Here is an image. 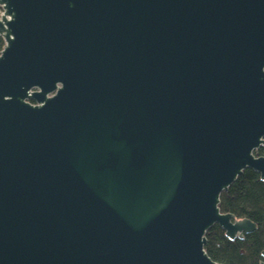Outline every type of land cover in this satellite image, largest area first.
Masks as SVG:
<instances>
[{
    "label": "water",
    "instance_id": "water-1",
    "mask_svg": "<svg viewBox=\"0 0 264 264\" xmlns=\"http://www.w3.org/2000/svg\"><path fill=\"white\" fill-rule=\"evenodd\" d=\"M0 37V264H219L209 229L255 231L219 203L264 181V0H0Z\"/></svg>",
    "mask_w": 264,
    "mask_h": 264
},
{
    "label": "trees",
    "instance_id": "trees-1",
    "mask_svg": "<svg viewBox=\"0 0 264 264\" xmlns=\"http://www.w3.org/2000/svg\"><path fill=\"white\" fill-rule=\"evenodd\" d=\"M0 37V51L3 47ZM264 154V150L260 151ZM221 213L232 214L235 219H247L256 225L255 231L243 239H227L224 231L214 225L206 234L205 251L219 264H258L264 251V181L259 174L246 169L220 196Z\"/></svg>",
    "mask_w": 264,
    "mask_h": 264
},
{
    "label": "flooded vegetation",
    "instance_id": "flooded-vegetation-1",
    "mask_svg": "<svg viewBox=\"0 0 264 264\" xmlns=\"http://www.w3.org/2000/svg\"><path fill=\"white\" fill-rule=\"evenodd\" d=\"M261 150H264V145H262L256 152H255V156H263L264 157V154H260V151ZM260 178V177H259ZM264 252V251H263ZM262 252V253H263ZM262 253H261V256H262ZM263 258V257H262ZM261 262H264V258H263V260L262 261H260L258 264H260Z\"/></svg>",
    "mask_w": 264,
    "mask_h": 264
}]
</instances>
